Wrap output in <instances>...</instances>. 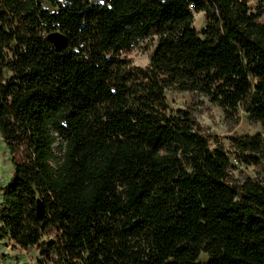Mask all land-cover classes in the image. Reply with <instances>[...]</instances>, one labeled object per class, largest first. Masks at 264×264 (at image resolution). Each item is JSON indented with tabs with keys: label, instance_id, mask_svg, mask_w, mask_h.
I'll return each instance as SVG.
<instances>
[{
	"label": "trees",
	"instance_id": "16d2710c",
	"mask_svg": "<svg viewBox=\"0 0 264 264\" xmlns=\"http://www.w3.org/2000/svg\"><path fill=\"white\" fill-rule=\"evenodd\" d=\"M249 2L0 0V135L14 167L0 240L45 264H264V177L232 184L229 156L166 96L193 92L264 126V0L257 14ZM147 37L151 63L134 66L127 52ZM231 141L257 163L244 154L261 153L262 136Z\"/></svg>",
	"mask_w": 264,
	"mask_h": 264
},
{
	"label": "rangeland",
	"instance_id": "374dc122",
	"mask_svg": "<svg viewBox=\"0 0 264 264\" xmlns=\"http://www.w3.org/2000/svg\"><path fill=\"white\" fill-rule=\"evenodd\" d=\"M263 0H250L249 7L253 14H257L258 6ZM194 26L198 31L206 27L204 13L194 12ZM264 20V17L260 18ZM57 48L65 46L64 36L55 33L49 36ZM158 47L156 37H147L137 40L127 52V57L134 66L146 68L150 65L153 55ZM169 112L176 114L178 111H190L200 125L203 133L209 137L211 147L222 149L230 158L229 181L232 184H242L248 179H262L264 177V149L259 154L245 153L244 156L257 158V163L243 157L233 146L232 138L260 135L264 142V126L252 120L248 114L240 110L235 116H228L225 111L212 104L208 98L188 91L172 89L167 91ZM64 141L59 138L54 145L56 158L60 161L63 157ZM14 167L11 154L0 135V201L2 192L12 178ZM51 236L44 240L48 241ZM208 257L203 255L202 261ZM0 264H45L38 248L23 250L12 249V242L0 240Z\"/></svg>",
	"mask_w": 264,
	"mask_h": 264
}]
</instances>
